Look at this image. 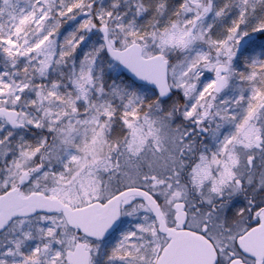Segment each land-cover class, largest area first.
<instances>
[{"label":"snow or ice","instance_id":"6c2138e0","mask_svg":"<svg viewBox=\"0 0 264 264\" xmlns=\"http://www.w3.org/2000/svg\"><path fill=\"white\" fill-rule=\"evenodd\" d=\"M0 264H264V0H0Z\"/></svg>","mask_w":264,"mask_h":264}]
</instances>
